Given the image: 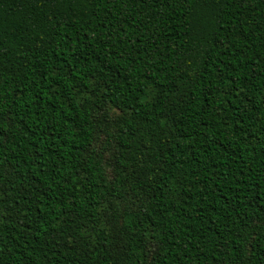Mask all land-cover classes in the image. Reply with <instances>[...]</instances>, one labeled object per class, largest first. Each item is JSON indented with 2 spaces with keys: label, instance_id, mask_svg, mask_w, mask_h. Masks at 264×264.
Segmentation results:
<instances>
[{
  "label": "trees",
  "instance_id": "trees-1",
  "mask_svg": "<svg viewBox=\"0 0 264 264\" xmlns=\"http://www.w3.org/2000/svg\"><path fill=\"white\" fill-rule=\"evenodd\" d=\"M0 264H264V0H0Z\"/></svg>",
  "mask_w": 264,
  "mask_h": 264
},
{
  "label": "rangeland",
  "instance_id": "rangeland-1",
  "mask_svg": "<svg viewBox=\"0 0 264 264\" xmlns=\"http://www.w3.org/2000/svg\"><path fill=\"white\" fill-rule=\"evenodd\" d=\"M107 113L109 116L110 115L113 116L116 114V111L113 108H108ZM101 136H102V133L99 134L98 138H101ZM104 154H105L104 160H105L106 169H107V172L110 173L111 171L110 165L112 163V158H113L112 148L108 149Z\"/></svg>",
  "mask_w": 264,
  "mask_h": 264
}]
</instances>
